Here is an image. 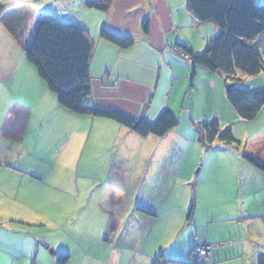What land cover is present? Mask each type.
Wrapping results in <instances>:
<instances>
[{
  "label": "crops",
  "instance_id": "1",
  "mask_svg": "<svg viewBox=\"0 0 264 264\" xmlns=\"http://www.w3.org/2000/svg\"><path fill=\"white\" fill-rule=\"evenodd\" d=\"M49 1L50 4L46 5L45 2ZM87 1L0 0L9 19L7 27L0 17V23L7 27L5 34L8 38L3 49L0 38V53H3L0 66L6 69L0 75V251L10 254L13 264H28V257L33 255L47 259L50 242L40 240L32 230L42 228L40 233L44 237L49 226L54 227L53 230L63 229L71 223L73 229H79L81 225L93 230L106 226L105 237H113L109 242L113 249L112 260L117 261L121 250L115 248L114 239L125 231L131 220L128 202L130 190L125 185L121 187L119 181L141 177L148 180L149 177L162 179L164 187L152 188L147 195L141 186L134 187L133 191L137 188V199L133 207L136 210L133 222L145 227L143 225L154 223L159 218H172L168 220L172 223L176 216H171V213L178 212L180 208L184 214L183 211L192 202L196 210L198 207L201 209L203 217L196 226L200 227L202 233L193 230V234L186 237L184 245L178 246L182 252L178 253L180 256L162 259V264H172L169 263L171 261L182 264L187 258L193 262L191 249L198 245H210L211 254L196 259V264H250L257 256L263 257L264 174L249 165L242 155L264 160V105L251 121L261 117L263 125L254 128L253 123H244L241 134L237 136L235 122L221 114L227 111L233 117L231 113L234 108L228 102L224 88L226 76L194 65L178 53L180 49H185L191 55L201 53L208 41L218 33V27L210 22L196 21L187 6L188 0H111L104 12L87 8ZM14 5L17 7H12ZM45 12L55 14L61 21L77 24L93 41L89 62V103L94 107L118 110L132 119L152 123L165 109L176 112L181 106L186 110L184 98L188 95L189 98L195 96L187 108L190 114L194 111V124L217 118L224 129L232 123V133L240 141L238 147L214 141L212 144L217 142L215 145L218 149L212 152L210 160L215 159L216 164L206 159L200 164L199 172L204 170L205 179L209 182V175L215 174V169L223 165L226 180L231 185L234 183L235 202L243 203L236 214L217 218L212 209L219 204L224 209L227 207L223 199L213 200L211 191L203 194V190L194 187V190L183 189L180 192L182 196L177 195L175 187L178 179L182 185H187L191 180L193 184L196 183L192 175L195 165L185 162V169L181 170L182 162L178 166L171 162L170 150L175 147L168 139L171 130L165 136L157 137L161 139L155 141L154 145H147L146 141L140 140V135L112 120L92 116H87L90 119L74 117L34 76L32 69L27 67V60L24 63L16 62L15 56H11L8 50L16 43L20 44L23 37L27 42L30 40ZM29 20H32L31 27L26 24ZM144 20H147L146 31L142 27ZM102 29L131 37L133 43L128 48H120L100 37ZM2 34L0 32V36ZM250 78L260 77L258 74L243 79L246 81ZM2 83L9 84V88ZM254 89L258 88L250 90ZM86 129L88 133L84 148L87 152L86 149L81 152L82 144L74 140V132L82 138ZM167 139L170 149L165 153L169 154L170 164L166 156L165 164L158 172L155 170L157 156L166 148ZM64 166L74 170L77 168L74 173L77 175L76 182L79 177L112 182L102 183L100 192L81 193L78 186L79 194L76 191V196H72L65 191L71 180ZM82 168L87 171L81 172ZM200 198L212 201V205L201 207ZM99 204L101 207H98ZM196 213L193 207L191 214L188 210L185 218L180 216L183 222H178L181 226H178L176 235L182 232ZM3 229L6 232L4 237ZM8 232L13 237L9 238ZM24 238H29L28 247ZM10 247L12 252H7ZM50 251L53 255L51 260H54L57 253ZM154 254L144 253V257L153 260L156 257Z\"/></svg>",
  "mask_w": 264,
  "mask_h": 264
},
{
  "label": "trees",
  "instance_id": "2",
  "mask_svg": "<svg viewBox=\"0 0 264 264\" xmlns=\"http://www.w3.org/2000/svg\"><path fill=\"white\" fill-rule=\"evenodd\" d=\"M111 0H89L87 8L106 11ZM187 6L198 22H210L218 27V33L208 41L204 50L191 55V63L200 65L226 76V98L243 120H254L264 105V87L250 90L237 82L247 76L264 75L262 43L264 41V2L255 0H188ZM0 2V17L9 26ZM147 30V20L142 23ZM100 37L120 48H128L133 39L102 29ZM93 41L87 33L72 22L61 21L55 14L45 12L39 19L30 40L25 47V58L32 64L44 80L49 91L55 95L58 104L80 116L101 117L112 120L134 133L146 137L164 136L177 124V118L170 109L163 110L158 118L150 123L143 119H132L114 109H100L89 103L91 95L89 62ZM204 145H212L216 140L240 144L230 127L221 129L217 118L196 125ZM242 157L264 174V161L250 155ZM194 205L189 209L192 213ZM193 262L196 257L191 249ZM70 255L61 251L56 255L57 264H67ZM179 262V261H178ZM164 263L160 257L153 264Z\"/></svg>",
  "mask_w": 264,
  "mask_h": 264
},
{
  "label": "rangeland",
  "instance_id": "3",
  "mask_svg": "<svg viewBox=\"0 0 264 264\" xmlns=\"http://www.w3.org/2000/svg\"><path fill=\"white\" fill-rule=\"evenodd\" d=\"M46 5L50 4L49 2H45ZM12 7H17L16 5L12 6ZM44 7V6H43ZM7 10V9H5ZM11 10V9H10ZM6 12L4 11L5 15ZM41 18V17H40ZM8 21L9 19L6 18ZM28 23V26L31 27L32 26V20L26 21V24ZM5 25V24H4ZM3 23H0V32H2L3 34L0 36L1 40V44H2V49L7 45L8 43V38L6 36V32L7 31V27L4 26ZM28 31V30H27ZM9 33V32H8ZM24 34V33H22ZM10 35V34H7ZM27 39L26 38H21L20 39V44L16 43L14 45V47H11V49H9L8 51H10V55L11 56H15L16 62L19 61H23V63L25 62L26 58H25V52H24V48L27 46ZM262 57L264 58V41L262 43ZM3 56V53H0V57ZM13 58V57H11ZM27 63V67H29L30 69H32L34 76L37 77V79H40V82L43 85H46V83L44 82V80H42L37 71L36 68L30 64L29 62ZM6 69L0 66V75L5 72ZM258 79L254 78V79H249V80H241L238 83L239 86H242L246 89H253V88H261L264 87V75L259 74ZM5 85V87L9 88V84L7 83H2ZM225 84L227 85V81L225 82ZM224 84V85H225ZM226 85L224 86V88L226 89ZM16 94H19L18 90H15ZM54 95V94H53ZM55 96V95H54ZM195 97V96H193ZM189 98V96L187 95L184 100H185V108L186 110H184L181 106L179 107V109L177 108L176 112H174L176 118H177V124L176 126H174L171 129V134L168 137L169 141L172 143L173 147L170 151H171V156L170 159L172 160L171 162L176 163V165L178 166L179 162H182V169H185V162L189 163L191 162V164L195 165V168L192 171V175L193 177H195V181L196 183H194V181H190L187 182V185H182V182L178 179L176 182V187H175V191L177 193L178 196H182L183 193H180L183 189H192L194 190V187H198L201 190H203V194L205 193V191H211V198L214 199H218L219 201H221L222 199L225 201L226 203V209H224V207L219 204L217 207L213 208L212 211L215 214V216L218 218L220 216H224V217H228V214H236V212L242 208V202L238 201L237 203L234 200V194H233V185H231L225 178L226 175L223 174L222 170H223V165L221 166L220 169H215V174H210V179L208 180L209 182H207L206 178V173L204 170L199 172L200 169V164L202 162H204L206 159L209 163H213L214 165L216 164V160L215 159H211L212 156V152L213 151H217V147L215 144H217V142L215 144L212 145H204L200 140H201V136L200 133L197 129L196 124H194V120L192 121L193 118V114L194 111L192 110V114L189 113V105L191 100L193 99ZM184 103V101H183ZM233 107V106H232ZM67 110V109H66ZM69 111V110H67ZM70 112V111H69ZM72 113V112H70ZM223 117H225L226 119H228L229 121H234L235 122V132L238 135L241 134L242 131V126L244 123H253L254 124V128H258L261 127L263 125L262 123V119L261 117L258 118L257 120H255L254 122H251L253 120H243L242 118L239 117L237 111L234 109L233 112L231 113L233 115V117L229 116V113L226 111L225 113H221ZM71 115H74V117L77 118H81V119H90L87 116H80L77 114L72 113ZM222 117V118H223ZM98 118V117H97ZM100 119L106 120V118H101ZM232 118H236V119H232ZM88 124V122H87ZM232 125V123H230V126ZM229 126V127H230ZM232 127V126H231ZM230 127V128H231ZM222 129V128H221ZM87 131H85V134L82 138H80L79 136H77L78 134L76 132H74V140H78L81 142L82 147H81V152H83L84 146H85V142L87 139V133H88V129H86ZM169 132V131H168ZM167 132V133H168ZM166 133V134H167ZM165 134V135H166ZM164 135V136H165ZM163 137V136H162ZM239 138V137H238ZM161 138H157V136H150L149 138H143V136H140V140L142 141H146L147 145H154L155 141H158ZM164 139V138H162ZM167 139V146L166 148H164V150L160 151V155H158L157 160H158V165H156V169L158 172H160V170H162L161 168H163L164 164H165V157L167 156V162H169L168 160V155L167 153H165V151L169 152V142ZM154 140V141H153ZM218 141V140H216ZM144 143V142H143ZM144 145H146L144 143ZM213 146V147H212ZM87 147V146H86ZM141 150L142 147H140ZM185 151V152H184ZM87 152V149H86ZM165 153V154H164ZM258 160V159H257ZM76 161V160H75ZM264 161V160H263ZM170 164V162H169ZM248 165V164H247ZM251 165V164H249ZM83 166V164H82ZM158 167V168H157ZM253 167V166H252ZM70 166L65 167L64 166V171L69 172V178L71 180V183L69 185V187L67 188L68 193H70L72 196L75 195L76 191H77V195L79 194V190L81 191V193L83 192H95L96 190H99L100 192V186L102 185V183H110L112 181H107L105 179H97V181L95 180H86V178L84 179L83 177H79V179H77L78 182L75 181V176L77 177V175H74V173L77 171V168L75 167L72 169H69ZM256 171L257 169L255 167H253ZM87 171L86 169L84 170V168H82L81 172ZM259 173L263 174L262 172H260L258 170ZM74 175V176H73ZM205 176V177H204ZM73 177V180H72ZM217 181H216V179ZM215 179V180H214ZM250 179V178H249ZM226 180V181H225ZM219 181V182H218ZM223 181H225L224 183H222ZM68 182V181H67ZM121 184V187H123L124 185L130 190L129 191V196H128V202H129V206H130V213L129 216L131 217V220H129V222L127 223V227L125 229V231H123L122 234H118L117 237H115L114 239V246L115 248L118 247L121 250L120 253V257L116 260H112V252L113 249L111 248V244L109 242H112V235L105 237V233L107 231V227L106 226H102L101 228H97L96 230H93V228H88L87 225H81V227H79V229H73L71 223H69L65 228H59V229H55V230H59V231H55L53 230L54 227L49 226L47 230H45V235L44 237H42L40 231L42 230V228H38V231H33V233H37L36 235H39L40 240H45L49 243V247L47 248V259H44L43 257H37L36 255H33L32 257L29 256V263L28 264H55L56 261V256L54 257V260H51V258L53 257V255L51 254L52 252L50 250H53L55 253H59L61 251L67 252L70 255V261L67 264H151L153 263L152 261H154L156 258L160 257L161 259H168L170 258H177V256H180L178 253H182L180 251V246L181 244L184 245V241L186 239V237H188V235L190 236L191 234H193V230L196 229V232L202 233L200 227H196L197 225H199V222H201L203 220V217L201 215V209L198 207V210H196V206L195 203H189L188 206H191V204H194V213L195 216L193 219L189 220L187 222V225L184 227V229L182 230L181 233L177 234L178 237L176 238V233H177V229L178 226H181L180 224H178V222H183L180 219L181 218H185V216L188 214V208L185 209L184 214H182V211L180 210V208H178V212H172L171 216L174 215L175 220L174 222L171 223V221H168L169 219L171 220L172 218H169L167 220H164L163 218H159L157 221H155L154 223L148 224V225H143L145 227H141L139 226L135 221L133 222V218L134 214H136V210H133V207L135 206V202L137 199V188L135 191H133L134 187H142L146 192L145 194L147 195L152 188L155 187H159L162 188L164 187V181L161 180H157V179H149L148 180L145 179V177H141L140 179L137 180H129V181H119ZM159 183V184H158ZM79 186V190L78 189ZM126 191L127 189L124 188ZM76 196V195H75ZM146 197V196H145ZM82 199V200H81ZM80 201L83 204V197H81ZM201 200V198H200ZM199 200L200 206H206L209 207L210 205H212V201H208L206 198L201 200ZM206 200V201H205ZM79 201V199L77 200ZM205 202V204H203ZM217 202V201H216ZM95 203L92 205L94 206ZM137 205V204H136ZM98 207H101V205L99 204ZM244 207V205H243ZM134 213V214H133ZM234 216V215H233ZM170 222V223H169ZM235 223V222H232ZM65 226V223L64 225ZM5 230H9L8 228H4ZM2 231V236L4 237L5 235V231ZM36 230V229H34ZM102 230L104 232H102ZM92 232L90 234H88L87 232ZM39 232V234H38ZM95 232V233H93ZM9 238L13 237V235L8 232L7 235ZM44 238V239H42ZM176 238V239H175ZM25 239V238H24ZM95 239H97L96 241H94ZM27 247H28V243H29V238L25 239ZM94 241V242H93ZM75 242V243H74ZM12 247V246H11ZM11 247L7 248V252H12L11 251ZM43 247V246H42ZM26 248V247H25ZM2 250V249H0ZM189 251V249H188ZM144 253L145 254H152L155 253L154 256H156L153 260H148L145 259L144 257ZM192 255V254H191ZM193 257V255H192ZM203 258V257H200ZM27 259V260H28ZM190 258H187V260H185L184 262H190L188 261ZM192 261L194 260V258H191ZM202 260V259H201ZM52 261V263L50 262ZM198 261V260H197ZM13 260L10 257V254H7L6 252L0 251V264H13ZM169 263L172 264H179L178 261H171ZM183 263V262H181ZM57 264V263H56ZM250 264H264V256H257L256 259L251 260Z\"/></svg>",
  "mask_w": 264,
  "mask_h": 264
},
{
  "label": "built area",
  "instance_id": "4",
  "mask_svg": "<svg viewBox=\"0 0 264 264\" xmlns=\"http://www.w3.org/2000/svg\"><path fill=\"white\" fill-rule=\"evenodd\" d=\"M179 55L183 57L185 60L192 61L189 55L185 54L181 49L178 51ZM193 254L196 258L200 257H208L211 254V246L210 245H203V246H195L193 248Z\"/></svg>",
  "mask_w": 264,
  "mask_h": 264
},
{
  "label": "water",
  "instance_id": "5",
  "mask_svg": "<svg viewBox=\"0 0 264 264\" xmlns=\"http://www.w3.org/2000/svg\"><path fill=\"white\" fill-rule=\"evenodd\" d=\"M226 87H228V85H226Z\"/></svg>",
  "mask_w": 264,
  "mask_h": 264
},
{
  "label": "clouds",
  "instance_id": "6",
  "mask_svg": "<svg viewBox=\"0 0 264 264\" xmlns=\"http://www.w3.org/2000/svg\"><path fill=\"white\" fill-rule=\"evenodd\" d=\"M195 257V256H194ZM196 259H198V258H196Z\"/></svg>",
  "mask_w": 264,
  "mask_h": 264
}]
</instances>
